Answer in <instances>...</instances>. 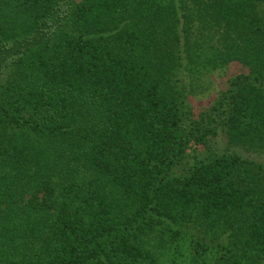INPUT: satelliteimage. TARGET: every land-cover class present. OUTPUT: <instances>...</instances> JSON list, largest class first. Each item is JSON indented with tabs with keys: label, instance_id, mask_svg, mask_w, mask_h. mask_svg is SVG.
Returning <instances> with one entry per match:
<instances>
[{
	"label": "trees",
	"instance_id": "trees-1",
	"mask_svg": "<svg viewBox=\"0 0 264 264\" xmlns=\"http://www.w3.org/2000/svg\"><path fill=\"white\" fill-rule=\"evenodd\" d=\"M235 149L264 153V0H0V264H264Z\"/></svg>",
	"mask_w": 264,
	"mask_h": 264
},
{
	"label": "rangeland",
	"instance_id": "rangeland-1",
	"mask_svg": "<svg viewBox=\"0 0 264 264\" xmlns=\"http://www.w3.org/2000/svg\"><path fill=\"white\" fill-rule=\"evenodd\" d=\"M244 71L239 64H230L225 70L221 72H215L212 77L204 78L200 83L202 84L199 88L195 89V94L191 95V104L194 106V111L199 113L200 111L205 110L209 102L217 95V93L224 88L226 81L229 77ZM224 135L220 133L215 138H212L209 142L207 148L215 152H223L227 148V142ZM238 151L237 149H235ZM243 156L250 158L251 160L260 163L264 166V153L258 154L253 152H245L241 149L238 151ZM159 252V250L157 251ZM164 263H170L172 254L167 251L160 253Z\"/></svg>",
	"mask_w": 264,
	"mask_h": 264
}]
</instances>
